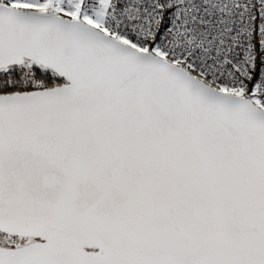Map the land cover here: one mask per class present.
I'll use <instances>...</instances> for the list:
<instances>
[{
    "label": "snow or ice",
    "instance_id": "obj_1",
    "mask_svg": "<svg viewBox=\"0 0 264 264\" xmlns=\"http://www.w3.org/2000/svg\"><path fill=\"white\" fill-rule=\"evenodd\" d=\"M0 264H264V0H0Z\"/></svg>",
    "mask_w": 264,
    "mask_h": 264
}]
</instances>
